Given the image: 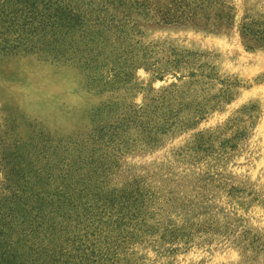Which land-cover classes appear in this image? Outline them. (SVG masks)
<instances>
[{"label": "rangeland", "instance_id": "1", "mask_svg": "<svg viewBox=\"0 0 264 264\" xmlns=\"http://www.w3.org/2000/svg\"><path fill=\"white\" fill-rule=\"evenodd\" d=\"M57 1L0 0V264H264V0Z\"/></svg>", "mask_w": 264, "mask_h": 264}, {"label": "trees", "instance_id": "2", "mask_svg": "<svg viewBox=\"0 0 264 264\" xmlns=\"http://www.w3.org/2000/svg\"><path fill=\"white\" fill-rule=\"evenodd\" d=\"M15 1V9L13 11V17L15 20L22 19L24 24H31L38 22L39 20H44L48 25L51 27H58L61 26L63 22H65V16H69L72 18V10L70 8V4L67 3L66 6L60 7L58 5V1L54 2V0H13ZM63 5V3H60ZM71 18L67 21L70 25ZM24 26V25H23ZM245 37L248 39H254L256 38L258 42L262 41L264 39V36H262L260 33H256L250 28H245ZM18 38H15V41H18ZM24 40H27L25 42ZM23 42L26 43V45H30L31 42H29L28 39H24ZM9 41V40H8ZM28 48V46H25ZM12 49H17L15 46L11 47ZM66 255V257H65ZM68 254H64L62 258H67V260L63 261V264H71L70 258ZM91 255H88V260H92ZM91 263H94V260L91 261Z\"/></svg>", "mask_w": 264, "mask_h": 264}]
</instances>
